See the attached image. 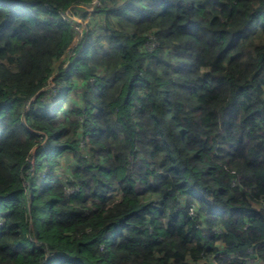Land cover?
I'll return each mask as SVG.
<instances>
[{
    "label": "trees",
    "instance_id": "trees-1",
    "mask_svg": "<svg viewBox=\"0 0 264 264\" xmlns=\"http://www.w3.org/2000/svg\"><path fill=\"white\" fill-rule=\"evenodd\" d=\"M93 2L0 0V264H264V0Z\"/></svg>",
    "mask_w": 264,
    "mask_h": 264
},
{
    "label": "rangeland",
    "instance_id": "rangeland-1",
    "mask_svg": "<svg viewBox=\"0 0 264 264\" xmlns=\"http://www.w3.org/2000/svg\"><path fill=\"white\" fill-rule=\"evenodd\" d=\"M122 1H124V0H118L119 3L122 2ZM73 19L76 20L79 24H83V27L85 26L84 27V31H83V29H80L79 28V31H83V36H84V34H85L84 32L87 31L88 29H90L89 26H88L90 22L93 23L94 25H96V24H98L97 23V20L100 21L103 18L100 15H94V14L91 13V15L90 16L88 15L87 17H85V19H82L81 16L80 17L75 16V17H73ZM76 25L78 26V24L75 22V26ZM77 42H76L75 46L73 47V50L74 51H76V49H78V44H80V42H78V43ZM74 51H73V53H74ZM75 54L76 53H74V55ZM72 56L73 55H71V54H66L60 61H58L57 62V65H56V68H55V72L56 71H59L58 68L61 65H63V68L64 67H67L68 64L70 63V59L72 58ZM50 81H49V83H50L49 86L48 87H45L44 89H42L41 92L48 91L49 90L50 92L48 94L50 96H52V99L53 98L56 99L59 96V94H61L63 91H62L61 88L55 87L53 85L52 79ZM69 99L70 100L71 99L77 100L76 95L74 94V92H71V94L69 95ZM67 106L69 107V109H71L72 103L71 102H68ZM34 137L36 138V135L35 134H34ZM35 142H37V143L43 142L44 143L42 137H37L35 139ZM143 179H146V178H143ZM122 184L123 183H118L117 185H115L113 191L110 193L109 199H108V204L109 205H112V204L118 202L120 200V198L123 196L124 193L132 194V195L139 196V197H146V196H148L147 193L151 190V189H147V188L144 187L145 184H146V180H143L141 182H135L134 180H132L130 183H128L126 185V188L125 189L123 188V185ZM72 192L73 191L71 190V193ZM254 264H257L256 261H254Z\"/></svg>",
    "mask_w": 264,
    "mask_h": 264
},
{
    "label": "built area",
    "instance_id": "built-area-1",
    "mask_svg": "<svg viewBox=\"0 0 264 264\" xmlns=\"http://www.w3.org/2000/svg\"><path fill=\"white\" fill-rule=\"evenodd\" d=\"M100 6V3H99V1L98 0H94V2H93V4H92V6L88 9L89 11V16L91 15V13H93L94 12V10H95V8L96 7H99ZM65 17L66 18H69V16H66L65 15ZM68 20V19H67ZM78 24V26L76 25L75 26V32H76V34H75V39H74V42H73V44H72V48L75 46V44H76V42L78 41V42H80V44H78V47H81V39H82V37H83V31H84V27H83V24H79V23H77ZM79 28L80 29H83V31H79ZM81 36V37H80ZM80 37V38H79ZM80 41H79V40ZM77 42V43H78ZM67 192H69L70 194H71V190L69 189V190H67ZM195 211H191V214L192 215H195V213H194ZM217 233H220V231H217ZM251 260H253V259H251ZM254 261H256V263L257 264H260V261H259V259H254Z\"/></svg>",
    "mask_w": 264,
    "mask_h": 264
},
{
    "label": "clouds",
    "instance_id": "clouds-1",
    "mask_svg": "<svg viewBox=\"0 0 264 264\" xmlns=\"http://www.w3.org/2000/svg\"><path fill=\"white\" fill-rule=\"evenodd\" d=\"M80 48V47H79Z\"/></svg>",
    "mask_w": 264,
    "mask_h": 264
},
{
    "label": "crops",
    "instance_id": "crops-1",
    "mask_svg": "<svg viewBox=\"0 0 264 264\" xmlns=\"http://www.w3.org/2000/svg\"><path fill=\"white\" fill-rule=\"evenodd\" d=\"M123 2V1H122Z\"/></svg>",
    "mask_w": 264,
    "mask_h": 264
}]
</instances>
